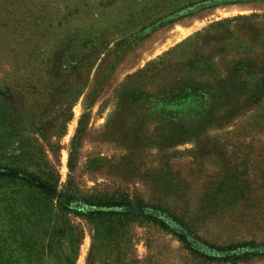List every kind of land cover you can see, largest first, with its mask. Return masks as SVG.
<instances>
[{
  "label": "rangeland",
  "instance_id": "obj_1",
  "mask_svg": "<svg viewBox=\"0 0 264 264\" xmlns=\"http://www.w3.org/2000/svg\"><path fill=\"white\" fill-rule=\"evenodd\" d=\"M0 173V264H264V0H0Z\"/></svg>",
  "mask_w": 264,
  "mask_h": 264
},
{
  "label": "trees",
  "instance_id": "obj_2",
  "mask_svg": "<svg viewBox=\"0 0 264 264\" xmlns=\"http://www.w3.org/2000/svg\"><path fill=\"white\" fill-rule=\"evenodd\" d=\"M0 175H1V173H0ZM11 177L18 178V176H11ZM22 179L27 183H32L26 177H24ZM119 204L120 203H118V202L117 203L112 202L108 205H119ZM145 218L155 221L156 223H158L161 227H163L166 230L170 229L169 225L159 216H145ZM202 244H205V242H202ZM205 245H206L207 249L215 251V253L214 254H203V252H199V251H197V253L199 256H201L205 259L211 260V261H213V260H218V261H220V260H231V261H234L236 259L243 258L245 256L254 254V253L249 252V251L234 252L232 254H227L231 250H235L237 248L248 245V243H245L242 245H228L225 247L213 246L211 244H205Z\"/></svg>",
  "mask_w": 264,
  "mask_h": 264
}]
</instances>
